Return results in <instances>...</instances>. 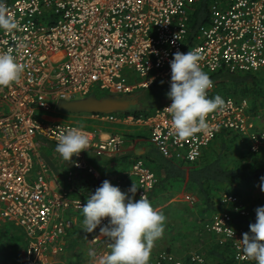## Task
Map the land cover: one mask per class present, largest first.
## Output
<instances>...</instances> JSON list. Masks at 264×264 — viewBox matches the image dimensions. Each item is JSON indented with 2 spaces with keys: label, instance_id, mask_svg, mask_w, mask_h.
<instances>
[{
  "label": "built area",
  "instance_id": "1",
  "mask_svg": "<svg viewBox=\"0 0 264 264\" xmlns=\"http://www.w3.org/2000/svg\"><path fill=\"white\" fill-rule=\"evenodd\" d=\"M202 1L6 0L7 14L17 28L0 30V53L11 54L23 67V74L18 82L0 87V221L14 223L25 234L22 264L59 262L65 251L62 241L76 226L69 215L82 212L89 194L102 183L89 154H114L126 142L122 134L105 137L98 127L46 120L37 113L52 112L60 100L86 98L95 91L129 96L149 90L157 82L170 87V61L176 52L199 50L200 67L211 79L225 71H264V0H211L208 23L190 37V16ZM212 81L208 97L221 96L225 106L208 115L206 131L187 139L174 134L172 116L166 109L170 99L148 116L83 114L100 123L147 129L149 141L162 157L175 162H198L225 131L246 141L253 154L264 153V110L254 111L247 98L218 93V84ZM70 129L86 134L89 147L74 156L65 186L40 156L39 146L43 142L57 146ZM157 182L156 173L137 158L128 172L116 178L115 186L128 192L135 184V199L143 195L152 204L150 196ZM222 204L224 210L205 221L203 228L220 245L231 246L237 263H248L251 259L242 253L241 239L249 231L238 226L232 212L243 217L250 212L236 195L224 194ZM106 223L107 218L101 226ZM98 235L99 227L89 236L95 252L109 254L110 243ZM189 257L194 264H211L197 252ZM183 263L171 252L161 253L155 262Z\"/></svg>",
  "mask_w": 264,
  "mask_h": 264
},
{
  "label": "clouds",
  "instance_id": "2",
  "mask_svg": "<svg viewBox=\"0 0 264 264\" xmlns=\"http://www.w3.org/2000/svg\"><path fill=\"white\" fill-rule=\"evenodd\" d=\"M16 28L17 23L7 14L6 0H0V30L13 32ZM201 59L196 50L176 52L170 61V90L166 95L172 103L166 109L172 116L174 134L181 140L206 131L208 115L225 106L221 96L208 97L213 81L201 69ZM22 74L23 67L11 54L0 53V87L18 82ZM88 147V136L80 130L70 129L61 135L55 151L70 163ZM137 190L133 184L128 192H122L118 186L104 180L94 193L89 194L82 207L83 232L93 233L99 227L98 236L110 243V253L101 257L99 264H149L155 242L163 237L166 216L155 210L143 195L136 200ZM261 191H264V183ZM255 213V223L249 225L250 231L241 239V251L256 264H264V206L257 207ZM105 218L107 223L101 226ZM88 254L96 257L94 249Z\"/></svg>",
  "mask_w": 264,
  "mask_h": 264
},
{
  "label": "trees",
  "instance_id": "3",
  "mask_svg": "<svg viewBox=\"0 0 264 264\" xmlns=\"http://www.w3.org/2000/svg\"><path fill=\"white\" fill-rule=\"evenodd\" d=\"M210 1L203 0L191 14L189 23L190 37L199 27L208 23ZM212 80L218 84V93L234 97L235 99L247 98L254 111L264 109V106H259L260 103L264 102V71L247 74L219 72L212 76ZM150 90H152L150 93L140 92L138 94L140 105L131 108L127 113L135 114L136 116H148L165 101L169 100L166 95L170 90L169 86L157 82ZM97 96L103 97V95ZM242 143L248 146L247 142H242L237 134L230 131L222 132L212 146L205 151L204 156L194 164L175 162L149 153L147 155L149 163L147 164L158 178L155 189L150 196L153 206L157 208L156 206L160 205V203L171 200L177 192L184 188L187 192L195 194L198 197V201L193 204V211L184 202H181L183 209L187 208L189 209L187 212H193L194 216H196V219L194 218L196 224L199 225L201 223L204 227L203 222L208 217L221 210L223 211V194L236 195L241 199L242 187L264 178V153L253 154ZM215 145H218V148H215ZM240 145L242 148H239ZM242 204L249 210L247 203L242 201ZM232 207L228 210L232 211ZM171 208L169 206L166 209L164 213L166 217H168ZM232 214L238 226L248 231H250L249 225L256 221L255 211H252L248 217H243L238 212H232ZM183 215L184 212L178 214L180 218H183ZM168 234L172 236L171 240H174V242L184 236L182 229L176 230L175 223L166 222L164 235ZM210 235L214 239V244L208 250L203 251L206 254H203L206 259L211 264H239L234 260L231 246L229 244H218L216 237L213 234ZM3 237H6L4 233ZM202 237L203 235L198 236V240L201 241ZM22 241L23 234H13L11 237V242ZM169 249L168 251L173 249L175 251L174 247L170 246ZM197 253L202 254V252ZM183 260V264H194L191 262L189 255L184 257ZM75 264H79V262ZM245 264H256V261L251 259L250 262Z\"/></svg>",
  "mask_w": 264,
  "mask_h": 264
},
{
  "label": "crops",
  "instance_id": "4",
  "mask_svg": "<svg viewBox=\"0 0 264 264\" xmlns=\"http://www.w3.org/2000/svg\"><path fill=\"white\" fill-rule=\"evenodd\" d=\"M52 112H55V110ZM41 118L46 119V120H62V119L54 118L52 116H47V115H43ZM77 118L79 120H83L84 122L80 123V121H79V122H75V123L81 124V125L89 127V128L98 127L103 132V135L105 137L110 136L111 134H122L125 136L126 142H125V145L122 147V149L119 152L114 153V154H105L104 163L100 164V166H103V164H104L103 167H110V168L115 170V173H114L115 175L113 176V182H114L113 185L114 186L116 183V178L129 171L133 160H135L137 158H141L147 164V163H149L147 161V155L149 153L159 155L160 157H162V155L159 153L157 148L149 141V139H148L149 138V132L145 128L134 129V128H127L126 126L118 125V124L100 123L98 121L93 120L88 115H78ZM43 144H44V142L41 143V145L39 146V150L43 147ZM242 145H246V144L242 143ZM43 159L45 160V158H43ZM89 160H90V163L94 166V163H96L97 161L100 160V156H94L92 154H89ZM45 161H47V160H45ZM47 162L52 167L58 181L60 183L64 184L65 186H67V184H65L66 183L65 179H66L67 173L73 167L74 157L72 158V162H70V163L66 162L63 166H59V167H56L55 165H53L49 161H47ZM98 173L102 179V182L104 180H108V181L111 180L109 177L103 175V172L98 171ZM262 183H264V181H262V180L255 181V182L249 184L248 186L242 187V192H241L242 195H241L240 200L243 201V203H247L250 213H252V211H255V209L257 207L264 205V191H261ZM187 197L192 198L193 203L190 201H186L185 198H187ZM222 198H223V196H222ZM180 201L184 202L187 205V207L189 209H192V211H193L194 210L193 204L198 201V197L193 193L187 192L183 188L181 191L177 192V194L171 200H168L166 202L164 201V202L160 203V205L156 206L158 208L159 212H161L163 214L166 212V209H168L169 206H171L173 208V209L171 208V210L169 211V215H168V217H166L167 218L166 222L175 223L176 224V230L181 229L178 226L179 221H181L180 219H178V214H180L181 212H184V215H186V216H189L190 214L194 215L193 212H190V213L187 212V210H189V209H187V208L183 209V207L179 206ZM80 213H81V215H80L81 219H84L83 212H80ZM69 217H71L72 219L74 218V220L76 222L75 228H77V227L81 228L82 227V224L80 223L79 218H77V216H75V214H70ZM209 219H210V217H208L206 219V221ZM180 227H181V225H180ZM193 227H197V226L193 224ZM189 231H191V233L185 234V236L183 237L184 241L179 239L176 242H172L174 244V246L179 245L180 243H178V242H181V241L184 242L183 243L184 246H185V244L190 242L192 244H195V246H199L200 248H202L201 250L205 251V250H208L214 244L213 243L214 240H213V242H209V239H207V238L205 239L206 242H205V240L201 239L203 242L196 244V242L198 240V235L193 234V232H195L196 230H189ZM62 242H67V241L64 238V240ZM177 252H181V251L175 250V253H177ZM191 253H194V252H191ZM175 255L177 257L182 256V255L179 256L177 254H175ZM158 256L155 258V260L153 261L152 264H155ZM186 256H183L181 258L183 259ZM189 256H190V254H189ZM59 259H60V257H59Z\"/></svg>",
  "mask_w": 264,
  "mask_h": 264
},
{
  "label": "rangeland",
  "instance_id": "5",
  "mask_svg": "<svg viewBox=\"0 0 264 264\" xmlns=\"http://www.w3.org/2000/svg\"><path fill=\"white\" fill-rule=\"evenodd\" d=\"M136 78H139V75L136 76ZM144 92V91H143ZM145 92H152V90H147ZM97 95H108L107 92H101V91H95ZM259 106H264V102L260 103ZM43 115L47 116H52L54 118H59L64 121H73V122H79L83 123V120H79L77 118L78 115H85V114H71L64 112L62 110H55V112H50V113H43L39 112L37 113V116L41 118ZM215 148H218V145H215ZM239 148H242L241 145ZM56 146L47 142H44L43 147L39 150V154L45 158V160L49 161L56 167L63 166L66 162L60 157V155L55 151ZM104 158L105 155L100 156V160L94 163V166L97 171L103 172V175L109 177L111 180V183L114 184L113 182V176L115 175V170L110 168V167H103L100 166L101 163H104ZM38 171V168L36 167L34 171L31 174V178L35 177L36 172ZM251 184V183H250ZM249 185V184H248ZM182 201H180L179 206L182 207ZM222 211V210H221ZM77 218H79L80 223L82 224L83 227V219H81L80 215L81 213H73ZM194 218L196 219V216L190 214L189 216H184L183 218H180L178 216L179 221L178 226L179 228L182 229V233L189 234L191 231L189 230H196L193 232V234L203 237L201 238L202 240H205L206 238L209 239V242H213V237L206 233L203 229V224H196ZM193 224L196 225L197 227H193ZM181 225V227H180ZM82 227L71 229L68 233V235L65 237V251L64 253L60 256L59 262L57 264H75L79 262V264H99V259L105 255L108 254V252H102V250L96 252V257H91L89 256V251L91 249H95L90 242L89 236L91 233H85L82 230ZM3 233L6 235V237H3ZM13 234H23V241L22 242H11V237ZM175 234V233H174ZM183 236V237H184ZM207 236V237H206ZM171 237V238H170ZM183 237L180 240H183ZM172 236L168 235H163V237L155 242V246L153 247L150 255V261L149 264H152L155 258L162 252H171L177 255H182L179 258L191 254V252H202V254L206 255L205 252L203 253L202 248L199 246H195V244H192L188 242L184 246V240L180 243L179 245L174 246L172 242L174 240H171ZM197 241L196 244H199L200 242L203 241ZM190 241V240H189ZM206 242V240H205ZM172 243V244H171ZM27 246V239L25 237V234L20 230L19 228L14 224V223H2L0 221V264H22L23 263V257L25 254ZM170 246L173 248L175 247V250H179L181 252L175 253L174 249L172 251L170 250ZM194 248V249H193ZM110 253V251H109ZM186 254V255H185ZM97 257H99L97 259Z\"/></svg>",
  "mask_w": 264,
  "mask_h": 264
},
{
  "label": "water",
  "instance_id": "6",
  "mask_svg": "<svg viewBox=\"0 0 264 264\" xmlns=\"http://www.w3.org/2000/svg\"><path fill=\"white\" fill-rule=\"evenodd\" d=\"M140 105L138 95H105L98 97L92 94L86 98L67 101L60 100L56 104L57 109L71 114H111L127 113L131 108Z\"/></svg>",
  "mask_w": 264,
  "mask_h": 264
}]
</instances>
